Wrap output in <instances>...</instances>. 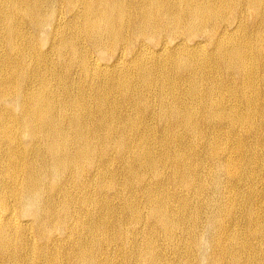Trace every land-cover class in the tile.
<instances>
[{
  "label": "bare ground",
  "instance_id": "obj_1",
  "mask_svg": "<svg viewBox=\"0 0 264 264\" xmlns=\"http://www.w3.org/2000/svg\"><path fill=\"white\" fill-rule=\"evenodd\" d=\"M36 246L264 264V0H0V264Z\"/></svg>",
  "mask_w": 264,
  "mask_h": 264
},
{
  "label": "rangeland",
  "instance_id": "obj_2",
  "mask_svg": "<svg viewBox=\"0 0 264 264\" xmlns=\"http://www.w3.org/2000/svg\"><path fill=\"white\" fill-rule=\"evenodd\" d=\"M42 47L44 48L45 45H43ZM100 59L102 61H105L106 59H108V56L107 55H104V56L102 55V57ZM108 173H112L114 175V177H115L111 181V183H116V182L117 183L118 182L121 183L120 180H118L117 178H119L120 176H121V178H123L126 175L124 169L120 165L116 164V162L112 165V167L110 169H108ZM115 173H116V176H115ZM244 189H246V188H244ZM244 191H247V190H244ZM47 192L49 193V195L51 194V192H49V191H47ZM92 200L95 201L94 203H96V204H97V202L101 201V199L98 197V195L94 194V193H93V199ZM225 202H226V200L220 198V204L224 205V204H226ZM5 203H6V205L10 204L8 202H5ZM79 207H80L79 203H76L75 206H74V208H79ZM99 211H100V209L98 210V212ZM101 215H103L105 217L106 221H108L107 225H108L109 228H111L113 226V225H110V224H112L118 217L119 218L121 217L123 222H129L127 214L122 213L120 207L119 208H114L112 206V202H110L107 205V211L106 210H103V211L101 210ZM95 218L97 219V217H95ZM145 221L147 222V226H146V229H145V232H146L145 236L148 237V238H151L152 241L155 244H161L160 243L161 239L158 236L153 235L151 232H149V222L150 221H148V218H145ZM14 230H16V231L11 233V235H13V237H14L13 240H14V242L16 244L19 240H23L21 232H20L22 230L20 228H15ZM22 232L25 233L24 231H22ZM119 236H121L119 228H116L112 233L109 231V234H108L109 239L117 238ZM25 248L27 250L28 246L25 245ZM52 251H53L52 248H50L48 251L43 253V252L40 251L38 246H36V249L33 248V247L30 248V252L33 254L32 263L33 264H48V261H50V259H51ZM15 252H16V255H18V256L21 255L19 246L16 248ZM115 252H117V251H115ZM138 260H139V262H137L136 264H143L139 258H138ZM14 264H17V263H14ZM69 264H71V261H69Z\"/></svg>",
  "mask_w": 264,
  "mask_h": 264
}]
</instances>
